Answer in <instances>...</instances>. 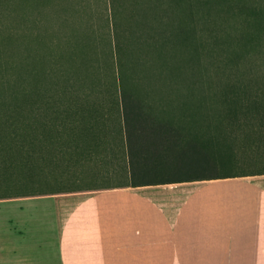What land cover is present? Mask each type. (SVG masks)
<instances>
[{
    "label": "crops",
    "instance_id": "1",
    "mask_svg": "<svg viewBox=\"0 0 264 264\" xmlns=\"http://www.w3.org/2000/svg\"><path fill=\"white\" fill-rule=\"evenodd\" d=\"M104 42L102 55L96 44L93 52L85 48L79 72L68 73L65 85L36 90L41 192L0 198V209L14 204L27 214L26 205H34L37 229L31 233L3 211L0 264H155L156 254L192 247L157 249L150 233H264V174L132 183V171L147 168L137 163V139L153 120H126L115 44ZM251 207H259L254 217Z\"/></svg>",
    "mask_w": 264,
    "mask_h": 264
},
{
    "label": "trees",
    "instance_id": "2",
    "mask_svg": "<svg viewBox=\"0 0 264 264\" xmlns=\"http://www.w3.org/2000/svg\"><path fill=\"white\" fill-rule=\"evenodd\" d=\"M185 2L189 5L197 3V9L208 5L217 9L219 6V13L224 18L227 15L225 5H220L219 0H168L171 12L167 16L171 20L178 18V28L183 29L169 23L172 57L167 52L164 53L167 59L161 60L160 64L150 60L144 85L136 86V83L124 88L123 71L127 62L119 39H116V64L126 120H153L146 124L147 131L138 135L136 160L139 166L147 164V168L145 173L143 169L138 173L132 171V183L138 177L152 183H169L264 174V69L252 67L251 71H246L236 67L252 46L255 49L257 45L261 47L257 42L259 37L264 41V9L246 12L254 17L263 16L261 25L249 33L254 38H248V42H243L241 35L235 36L231 29L224 28L225 24L219 29L223 37L231 38L220 48L228 58L219 68L217 60L211 58L210 68L202 60L205 55L203 45L196 40L193 26H180L193 20L189 12L183 10ZM161 40L163 43H157L155 48L169 46L166 35ZM177 45L184 47L182 52L179 50L180 54L175 51ZM216 53L217 49H211L210 56ZM261 61L264 62V58ZM251 64L257 65L256 60ZM130 65L135 70V64L131 62ZM229 65L236 69L225 71L224 67ZM214 68H218L217 71ZM6 73H0V89L4 88ZM32 95H20L19 104L5 99L0 106V198L41 192L38 187L44 182V176L35 171V97ZM23 168L25 173L28 168L33 169L40 180L36 179L34 185L22 182L19 177Z\"/></svg>",
    "mask_w": 264,
    "mask_h": 264
},
{
    "label": "rangeland",
    "instance_id": "3",
    "mask_svg": "<svg viewBox=\"0 0 264 264\" xmlns=\"http://www.w3.org/2000/svg\"><path fill=\"white\" fill-rule=\"evenodd\" d=\"M167 2L168 0H0V73L2 75V72L8 71L3 80L4 88L0 89V106L5 99L19 104L20 95L29 97L33 93L34 98L36 90L41 87L65 85L68 73L74 75L79 72L83 57L86 56L85 48H88L87 52H93L96 44V52L102 55L104 41L113 40L115 44L117 38L124 53V61L127 62L125 65L132 62L136 67L133 70V65H124V88L136 83V86L144 85L143 80L148 78L150 60L160 64L161 60L167 59V52L172 57L169 23L173 22L178 28L179 21L178 18L171 20L167 16L171 12ZM219 2L220 5H225V18L219 13V6L217 9L210 8L209 5L197 9V3L189 5L185 2L183 10L189 12L193 20L180 24L190 28L193 26L196 40L203 45L202 52L205 55L202 60L210 68L213 61L211 58L217 60L218 68L219 65L223 67L228 58L224 55L225 52H220V48L231 40L219 32L224 24V28L231 29L235 36L241 35L242 41L248 42V38H254L249 33L256 31L263 17L262 14L254 17L246 12H260L264 9V0ZM165 35L169 46L167 44V48H155ZM257 42L261 47L257 45L255 49L252 46L247 56L236 65L237 68L246 71L253 68L264 69V62L261 61L264 58V41L259 37ZM183 48L181 45L178 48L177 45L175 51L178 50L177 54H180L179 50L182 52ZM211 49H217L212 57ZM103 52L106 53V48ZM250 60H256L257 65L251 64ZM243 64L245 68L242 67ZM217 65L215 64L216 67ZM218 68L214 70L217 71ZM230 69L236 68L233 65L224 67L225 71ZM20 175L22 182H32L33 185L36 179L40 180V176L36 178L33 169L28 168L25 173L23 168ZM17 176L18 173L14 178ZM60 182L57 179L55 185ZM3 207L0 209V218L3 211L5 215L10 212L14 214L12 218L16 224L25 223L31 233L36 232L34 205H26L25 210L29 212L27 214H19L14 204ZM251 208V216L254 217L259 207ZM150 234L155 236L154 245L157 249L182 245L192 247V252L188 254H156L155 264H264V233ZM164 236H172L174 240H163ZM16 257L18 256L12 255V259Z\"/></svg>",
    "mask_w": 264,
    "mask_h": 264
}]
</instances>
